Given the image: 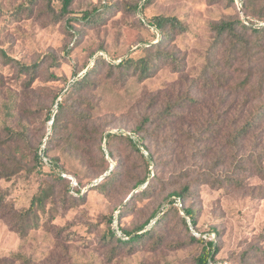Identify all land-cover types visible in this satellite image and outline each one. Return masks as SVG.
I'll return each instance as SVG.
<instances>
[{"label": "rangeland", "instance_id": "rangeland-1", "mask_svg": "<svg viewBox=\"0 0 264 264\" xmlns=\"http://www.w3.org/2000/svg\"><path fill=\"white\" fill-rule=\"evenodd\" d=\"M136 1L139 0H73L68 13L59 17V0H0V49L24 63L40 62L38 77L29 87H23L15 68L0 63V74L5 83L0 86V136L5 134L3 126L16 128L20 119L27 116L19 106L24 103L31 106L30 87L35 91L40 87L50 90L64 87L66 90L74 73L77 72V77L82 76L96 55L101 54L106 60H112V55L122 54L124 57L136 53L143 42L150 41L153 36L157 38L154 28L148 27L145 21L144 25L139 23L137 16L142 17L139 8L133 12L127 7ZM143 2L140 0L139 6ZM106 4L111 6L101 14L100 21L95 24L81 21L84 12L97 15L98 11L94 9ZM143 12L147 17L174 15L187 25V31L176 35L171 43V47L182 56L184 65L180 71L162 66L143 79L128 77L116 81L104 79L100 74L102 82L92 91L97 102L94 113L101 120H110L108 131L112 133L127 134L144 113L152 110L150 105L155 104L154 110L162 107L166 95L175 97L178 93H190L200 96L198 92L205 89L198 87V76L212 40L211 24L223 16L236 15L237 10L227 0H150ZM238 16L254 27L264 25V19H249L242 13ZM67 19H71L74 27ZM118 61L119 58L115 59L116 63ZM50 76L55 79L51 80ZM155 94H158L155 103L149 104ZM12 99L16 108L11 111L6 104ZM44 115L45 110L29 117L35 144L44 136L42 148L51 133L50 121H44ZM171 132L178 131L169 128L164 136ZM176 145L174 152L180 149ZM128 152V147H117L116 159L107 156L109 167L106 173L113 168L123 172L127 165L117 164H122ZM48 155L55 166L78 182L81 192L78 196L69 191L68 195L73 196L48 203L37 227L30 229L25 236L6 218L0 217V264L192 263L198 246H178L177 235L169 229L165 230V241L157 249L149 245L117 246L109 239L108 233L117 235L115 217L118 208L138 189L130 190V184L125 180L103 190L92 187L103 175L97 177L79 152L66 149L58 139L53 140ZM172 157L169 152H162V171L166 176L172 170ZM182 157L183 153L179 154V158ZM125 163L131 165L132 158ZM149 169L151 172L153 166L150 165ZM223 169L224 166L219 168ZM57 171L35 165L30 174L20 173L9 180L1 179L0 187L7 190L6 201L17 210H23L28 208L41 178L57 176ZM249 182L264 185L258 177L250 178ZM198 192L189 199L197 209L198 229L191 227L190 231L197 237L216 241L219 251L215 264H264V196L208 185L200 186ZM160 200L161 195L140 198L123 214L120 225L128 231L133 230L150 215ZM162 202L165 204L166 200ZM111 215L114 217L109 221Z\"/></svg>", "mask_w": 264, "mask_h": 264}, {"label": "trees", "instance_id": "trees-1", "mask_svg": "<svg viewBox=\"0 0 264 264\" xmlns=\"http://www.w3.org/2000/svg\"><path fill=\"white\" fill-rule=\"evenodd\" d=\"M59 1V17H62L68 13L73 0ZM139 1L127 7H131L133 12L139 8L142 15L137 16L139 23L144 25L145 21L148 27L154 28L157 38L153 36L150 41L143 42L136 53L124 57L122 54L112 55V60H106L101 54L96 55L82 76L77 77V72L74 73V79L68 83L66 90L64 87L58 90L40 87L39 91H35L30 87L31 106L27 103L19 106L27 116L20 119L16 128L3 126L0 180H9L20 173L30 174L35 165L47 166L49 171L58 170V173L57 176L41 178L28 208L23 210H17L6 201L7 190L0 187V217L6 218L15 230L25 236L30 229L37 227L48 203L73 196L68 195L69 191L79 196L81 189L78 182L76 186H71L70 180L61 175L62 171L48 155L53 140L58 139L66 149L79 152L97 177L103 175L92 187L103 190L125 180L130 184V190L138 189L118 208L115 220L121 236L108 233L109 239L117 246L149 245L157 249L164 243L165 230L169 229L177 235L175 241L178 246H198L191 264H215L219 251L216 241L197 237L190 231L191 227L198 228L197 209L193 200L189 199L198 195L202 185L246 190L264 196L263 184L249 182L252 177L264 181V25L254 27L238 16L242 13L249 19L256 17L263 20L264 0H241L239 8L235 0H227L237 10L236 15L223 16L212 22V40L198 76V87L205 89L198 92L200 96L190 93H178L175 97L166 95L164 105L158 110H154L155 104L150 105L152 110L144 113L127 134L112 133L108 131L110 120H101L94 113L97 102L92 91L100 86L101 77L116 81L128 77L143 79L162 66L180 71L184 65L182 56L171 47V43L176 35L187 31V25L174 15L147 17L143 11L150 0H144L140 6ZM110 6L106 4L95 8L98 14L94 16L84 12L81 21L85 24L97 23ZM67 20L74 27L71 19ZM0 63L16 69V76L23 81V87L31 86L40 70L39 61L24 63L1 49ZM1 85H5L2 74ZM157 95L149 104L155 103ZM6 105L11 111L16 108L14 99ZM43 110V120L52 121L51 133L42 148L40 145L44 136L36 145L29 119ZM169 128H176L178 132H171L166 137L164 134ZM176 144L180 149L174 152ZM117 147L129 148L122 164H117L127 167L123 172L113 168L106 173L109 167L106 157L116 159ZM162 152L173 155L172 170L167 176L162 171ZM182 153L180 159L179 154ZM41 155L49 164L42 161ZM130 158L131 165L125 163ZM150 165L153 166L151 172ZM221 166H224L223 170H219ZM62 187L65 190L62 191ZM160 195L161 200L150 215L133 230L128 231L120 225L123 214L133 208L136 201ZM162 200H166L165 204ZM113 217L109 216V221ZM257 252L260 250L257 249Z\"/></svg>", "mask_w": 264, "mask_h": 264}, {"label": "built area", "instance_id": "built-area-1", "mask_svg": "<svg viewBox=\"0 0 264 264\" xmlns=\"http://www.w3.org/2000/svg\"><path fill=\"white\" fill-rule=\"evenodd\" d=\"M235 3L237 4V7L239 8L240 5H241V0H235ZM41 159H42V161H43L45 164H49V162H48V163L46 162V161H48V160H47L45 157H43L42 155H41ZM61 175L64 176V177H67V178L70 180L71 186H76V185H77L76 180H75L71 175L66 174V173H64V172H61ZM116 232H117V235H118V236H121V234H120V232L117 230V228H116Z\"/></svg>", "mask_w": 264, "mask_h": 264}, {"label": "water", "instance_id": "water-1", "mask_svg": "<svg viewBox=\"0 0 264 264\" xmlns=\"http://www.w3.org/2000/svg\"><path fill=\"white\" fill-rule=\"evenodd\" d=\"M51 121H52V119H51ZM51 121H50V124H51Z\"/></svg>", "mask_w": 264, "mask_h": 264}]
</instances>
